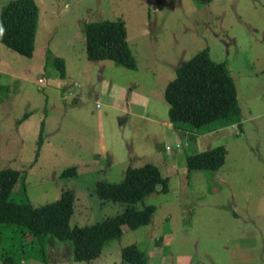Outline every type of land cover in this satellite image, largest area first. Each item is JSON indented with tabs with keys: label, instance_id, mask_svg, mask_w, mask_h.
Instances as JSON below:
<instances>
[{
	"label": "rangeland",
	"instance_id": "obj_1",
	"mask_svg": "<svg viewBox=\"0 0 264 264\" xmlns=\"http://www.w3.org/2000/svg\"><path fill=\"white\" fill-rule=\"evenodd\" d=\"M6 1L0 0V7ZM36 2L32 55L0 42V82L5 84L0 167L25 170L26 194L34 205L71 187V226L131 204L153 203L155 210L147 224L134 229L124 224L122 234L106 241L91 260H74L69 239L49 234L40 246L31 244L34 236L21 235L14 224L2 227L6 237L0 250L21 264H137L120 254L121 246L136 242L147 251V264H161L159 254L166 264H264V0ZM104 18L124 20L135 68L86 58L83 25ZM204 47L213 60L226 63L235 80L240 125L204 132L169 121L165 84L179 63ZM48 51L67 57L66 78H60ZM41 121L42 152L30 164ZM220 143L227 152L219 168L187 173L186 154ZM95 152L102 154L95 159ZM146 161L168 176L166 191H152L135 202L101 199L95 192L96 180L119 181L128 165ZM70 165L76 174L60 175ZM20 187L18 181L14 199L24 198ZM241 235L250 237L256 249H237ZM251 254V262L244 263Z\"/></svg>",
	"mask_w": 264,
	"mask_h": 264
},
{
	"label": "trees",
	"instance_id": "obj_2",
	"mask_svg": "<svg viewBox=\"0 0 264 264\" xmlns=\"http://www.w3.org/2000/svg\"><path fill=\"white\" fill-rule=\"evenodd\" d=\"M39 19L36 0H8L0 7V27L4 33L0 42L7 47L31 56L35 47V34ZM84 50L87 59H111L117 64L135 68L136 61L127 40L125 22L121 18L87 21L83 25ZM48 59L65 76L64 57L48 51ZM0 82V92L3 88ZM163 95L168 102V117L175 127L184 123L206 132L229 124H241L240 105L236 83L226 63L215 61L206 47L196 51L175 67V75L167 81ZM28 115L25 112L18 121ZM43 121L36 139L34 160L43 142ZM177 144V143H176ZM179 147L180 145H176ZM181 147V146H180ZM227 149L216 144L186 154L187 173L192 169H217L225 161ZM76 174V166L70 165L60 175ZM25 170L11 166L0 167V241L6 236L2 227L14 224L21 235L32 234L31 244L41 245L47 235L69 239L73 245L74 260H91L100 255L104 243L122 234L125 224L134 229L147 224L155 210L153 203L142 207L126 205L85 224L70 225L75 193L71 187H63L60 195L40 205H34L26 194ZM20 181L22 199H14L12 191ZM168 176L162 175L159 166L146 161L137 166L128 165L119 181L96 180L94 190L101 199L135 202L152 191H166ZM36 242V243H35ZM121 257L137 264L148 263V253L136 242L123 245ZM3 264H21L12 254L0 250Z\"/></svg>",
	"mask_w": 264,
	"mask_h": 264
},
{
	"label": "crops",
	"instance_id": "obj_3",
	"mask_svg": "<svg viewBox=\"0 0 264 264\" xmlns=\"http://www.w3.org/2000/svg\"><path fill=\"white\" fill-rule=\"evenodd\" d=\"M38 21H39V19H38ZM38 26V25H37ZM35 37H36V35H35ZM56 54V53H55ZM61 56H63L64 57V62H65V73H66V71H67V68H68V60H67V57L65 56V55H63V54H61ZM69 74L70 73H68V76H69ZM66 76H67V74H65V76L64 77H60V78H66ZM1 84H3V83H1ZM69 92H71V90H68L67 91V93L68 94H72V92L71 93H69ZM76 96H74L75 98H78V97H80V96H78L77 94H75ZM126 96V95H125ZM131 103V99H130V96L128 95V98H127V104H130ZM123 109V108H122ZM165 123V122H164ZM221 128H223V127H219L218 129H221ZM39 132V131H38ZM43 143L44 142H42V144H41V149H40V153H39V156H38V158L37 159H32V162L30 163V164H32L33 162H37L38 161V159H39V157H40V155H41V152H42V147H43ZM101 152H95L94 153V155H93V158H95V159H97L99 156H101ZM132 166V165H131ZM15 168H18V167H15ZM110 170V166H108L107 167V169H106V171H109ZM125 171V170H124ZM161 239H162V236H159L158 238H157V240L156 241H161ZM122 247V246H121ZM237 249H239V250H247V249H256V244H255V242H251V238L250 237H248V236H244V235H241V236H239L238 237V243H237ZM234 249L233 248H230L228 251L229 252H232ZM253 254H251L249 257H248V259L244 262V263H247V262H251V256H252ZM155 260H156V258H155ZM158 262H160L161 264H166L165 263V261H164V259H162V257H161V254H159L158 255ZM230 261V263H235V262H233L232 260H229ZM240 263H243V262H240Z\"/></svg>",
	"mask_w": 264,
	"mask_h": 264
},
{
	"label": "built area",
	"instance_id": "obj_4",
	"mask_svg": "<svg viewBox=\"0 0 264 264\" xmlns=\"http://www.w3.org/2000/svg\"><path fill=\"white\" fill-rule=\"evenodd\" d=\"M38 82H39L40 84H43V82H44L43 78L39 77V78H38ZM69 93H71V92H69ZM176 145H179V143H177Z\"/></svg>",
	"mask_w": 264,
	"mask_h": 264
},
{
	"label": "clouds",
	"instance_id": "obj_5",
	"mask_svg": "<svg viewBox=\"0 0 264 264\" xmlns=\"http://www.w3.org/2000/svg\"><path fill=\"white\" fill-rule=\"evenodd\" d=\"M3 33H4V29H3V27H0V36H2Z\"/></svg>",
	"mask_w": 264,
	"mask_h": 264
}]
</instances>
